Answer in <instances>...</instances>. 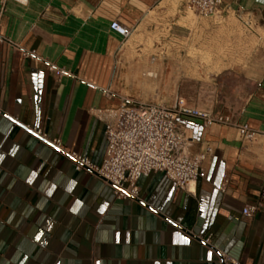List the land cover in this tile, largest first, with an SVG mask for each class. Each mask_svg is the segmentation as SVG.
<instances>
[{
	"label": "crops",
	"instance_id": "1",
	"mask_svg": "<svg viewBox=\"0 0 264 264\" xmlns=\"http://www.w3.org/2000/svg\"><path fill=\"white\" fill-rule=\"evenodd\" d=\"M222 1L219 15L191 17L184 0H0V264H223L221 253L264 264V0ZM125 100H184L259 135L243 143L230 125L180 119L185 153L214 149L198 181L181 191L151 173L139 200H117L70 154L101 165L98 111Z\"/></svg>",
	"mask_w": 264,
	"mask_h": 264
},
{
	"label": "built area",
	"instance_id": "2",
	"mask_svg": "<svg viewBox=\"0 0 264 264\" xmlns=\"http://www.w3.org/2000/svg\"><path fill=\"white\" fill-rule=\"evenodd\" d=\"M26 5L27 0H12ZM186 8L201 16L219 15L222 0H184ZM110 29L123 39H128L132 29L113 21ZM25 57L38 59L36 51L26 52ZM50 73L62 77L67 73L55 64L47 63ZM98 117L105 122L107 148L101 165L89 158L71 153L76 171L89 170L110 185L117 200H139V181L151 173H163L177 189L190 191L203 174L214 149L206 145L196 154L185 153L186 138L179 130L180 119H194L205 128L230 125L243 143L257 140L258 131L248 123L234 121L230 116L190 107L184 100L174 105L163 103H134L123 101L115 110H99ZM37 135L55 148L65 150L61 139L49 140L43 130L34 129ZM226 192V184L221 187ZM264 193V186L262 188ZM263 195V194H262ZM261 202L246 206L242 214L251 218L260 209ZM207 242L210 239L206 240ZM223 264H242L239 260L221 253Z\"/></svg>",
	"mask_w": 264,
	"mask_h": 264
},
{
	"label": "rangeland",
	"instance_id": "3",
	"mask_svg": "<svg viewBox=\"0 0 264 264\" xmlns=\"http://www.w3.org/2000/svg\"><path fill=\"white\" fill-rule=\"evenodd\" d=\"M187 11L189 12V15L191 16V17H193V15L194 14H197V13H194V12H192V11H190V10H188L187 9ZM241 27V29H242V31H255L253 28L251 29V28H246V27H242V25L240 26ZM131 36H132V34H131ZM131 43V42H130ZM146 70V71H145ZM144 71V72H143ZM147 69L146 68H142V73H144V74H147ZM157 71L160 73V74H164V68H158L157 69ZM192 71V74H191V76H190V83H189V85H188V88H189V90L191 91V93H193V94H195V90H196V81H197V78H198V76H197V74H196V69H192V70H190V72ZM191 81H193V82H191ZM170 84H172V89H173V91H175V89H176V87H178L179 86V84H177V83H170ZM158 86H160V85H158ZM170 85H168L167 87H169ZM161 87L164 89L165 88V83H163L162 85H161ZM178 100H174V102H173V100H169V101H167V102H164V101H162V102H150V103H163V104H166V105H174L176 102H177Z\"/></svg>",
	"mask_w": 264,
	"mask_h": 264
}]
</instances>
